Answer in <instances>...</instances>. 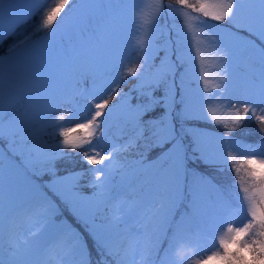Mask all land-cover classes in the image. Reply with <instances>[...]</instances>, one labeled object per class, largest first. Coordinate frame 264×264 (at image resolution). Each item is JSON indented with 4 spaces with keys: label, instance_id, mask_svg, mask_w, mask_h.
<instances>
[{
    "label": "snow or ice",
    "instance_id": "6c2138e0",
    "mask_svg": "<svg viewBox=\"0 0 264 264\" xmlns=\"http://www.w3.org/2000/svg\"><path fill=\"white\" fill-rule=\"evenodd\" d=\"M46 4L49 6L44 8ZM165 10L173 20L182 18V23L175 25V38L168 41L175 60L166 54L156 65V33ZM129 12L134 17L136 39L124 50L120 64L130 62L133 53L138 63L127 67L119 81L132 76L141 89L164 86L165 92L162 99L144 93L147 102L129 105L125 122L133 125L134 132L140 130L138 138L149 132L151 147L171 145L152 163L137 162L152 173L141 184L140 193L146 187V195L124 189L118 156L126 146H100L116 107L110 104L122 93L115 81V87L99 93L96 69L116 49ZM37 14L40 18L33 32L14 44L6 56H0V140L9 142L8 152L0 151V264H91L87 240L63 222L54 225V239L37 259L30 261L17 252L21 243L29 252L35 250L29 238L51 224L56 210L40 196L20 213L13 171L22 168L28 177L35 174L34 169L66 155L65 149L89 165H100L90 169L94 174L90 185L95 189L93 196L77 197L86 203V210L75 209L74 214L83 223L92 247L110 257L113 264H184L189 249L199 244L208 218L209 205L201 191L208 189L213 194L212 204L220 202L225 210L233 207L228 194L214 185L210 176L187 167L189 159L228 165L242 194L237 200L247 217L240 226L228 222L214 237V250L208 255L198 253L192 264L210 260L264 264V138L250 144L231 136L247 120L256 121L264 133V0H174L167 4L162 0H0V40L6 34V17L7 34H11ZM208 19L227 22L230 28L212 35L205 31ZM42 31L46 42L32 40ZM206 42L216 60L212 81L206 70ZM185 44L191 71L198 65L197 79L203 84L198 101L184 87L190 72L185 67L189 63ZM236 60L239 63L234 65ZM57 91L62 99L48 114L52 118L38 127L41 103ZM80 99L87 103L79 105ZM161 105L165 108L162 116L143 119ZM63 108L70 110L63 114ZM85 111L90 115L83 116ZM81 118L84 122L74 128L63 127ZM199 121L223 125L225 131L213 136L198 127H187ZM49 129H59L55 135L62 139L50 144L45 139ZM189 150L199 156L189 157ZM17 157L22 158L20 164L15 163ZM73 178L62 177L57 182L68 183ZM20 215L41 224L38 232L29 231L23 241L14 238ZM5 244L12 249L7 257Z\"/></svg>",
    "mask_w": 264,
    "mask_h": 264
},
{
    "label": "rangeland",
    "instance_id": "374dc122",
    "mask_svg": "<svg viewBox=\"0 0 264 264\" xmlns=\"http://www.w3.org/2000/svg\"><path fill=\"white\" fill-rule=\"evenodd\" d=\"M51 1V0H49ZM165 0H162V2ZM146 2H151V0H146ZM174 3L173 1H165L164 4L167 3ZM47 5V4H46ZM7 20L8 17L5 18V31L7 32ZM164 21L163 28L166 27V22L168 24L174 23V29L172 30V36L169 37L168 41L170 39L175 38L176 34V28L175 25H180L182 23V18L177 17L175 20H173L171 17L167 15V11L165 10V13L160 18V22ZM39 20L36 21L34 19L33 23L27 28L28 33H32L36 25L38 24ZM159 22V24H160ZM59 23V22H58ZM207 24L209 27L205 29V31L209 32L212 35H215L217 33L226 32L229 30L230 26L227 24V22H219L214 21L211 19L207 20ZM214 26V27H212ZM135 21L133 14L129 12L123 21L122 31L121 35L119 37L118 45L114 52L106 59L105 64L98 66L96 69V90L103 94L110 90V88H113L116 86L115 82H119V75L122 74L127 67L132 66L134 63H138L136 60V54H132V58L130 59V62L121 65L120 60L122 57V54L129 43L135 44L136 39V33H135ZM159 33V30L157 29L156 35ZM243 36H247L246 33H241ZM26 36H29V34H22L21 37H14L5 47L4 51H0V56H6L8 54V50L16 43L23 40ZM203 39V37H202ZM250 39L255 40L257 44H260L261 42L258 39H255L254 37H250ZM32 40L34 41H41L46 42L45 35H36L32 37ZM159 44V43H157ZM156 44V46H157ZM207 48L206 51H204V56L207 61V72H208V78L210 81H212L215 77V73L217 71L216 67V60L215 55L212 52L211 45L205 44ZM157 50V49H156ZM171 50V46H170ZM172 51V50H171ZM166 51H162L160 55L157 57L154 55L155 59L153 61L154 64L159 65L161 60L165 57ZM184 53L185 58L189 60V63H187V68L190 69L189 75L185 77L184 87L190 90L192 93V96L194 98V101H198L199 99V92L203 88L202 81H199L197 79V72H198V65L196 67V71H191V60L188 57V46L185 44L184 46ZM172 59V58H171ZM239 61H234V65L238 64ZM234 71L238 72L239 68L234 66ZM179 79V77H177ZM180 80V79H179ZM115 81V82H114ZM139 85V82L137 79H135L133 86L137 87ZM135 87V88H136ZM122 87L120 86L118 91L122 93V95L119 97V99L115 100L110 104V107L112 105H115V111L112 116V118L108 122L107 126V132L102 141H100V146H115L117 148L121 147L122 145L127 147L134 145V143L138 144V140H145L146 144L139 146L137 145L132 153L129 152H121L118 156V162L120 165L123 166L122 175L124 177V189L128 192L135 191L137 194L146 195L147 194V188L145 187L144 193H140L141 184L145 181L151 178L152 173L149 170H146L143 165H148L152 163L156 158L160 155L162 151L167 150V148L171 147V145H165L164 149H160L161 152L158 156L154 157V160H147L144 159L145 155L148 154V148L151 146V141L147 139V137L150 135L149 132H146V136L143 138L139 137V131H133V125L130 123L125 122V116L127 115V109L128 106L125 103V98L127 93L122 92ZM137 90V88H136ZM138 91V90H137ZM210 91H215L214 89L210 88ZM146 92H149L148 89H146ZM62 99L61 92L57 91L49 95L40 105L38 114H37V121H38V127H43L46 125L47 121L51 119L52 117L48 114L52 111L53 107H56L57 103L60 102ZM96 102H100L99 99L96 100ZM87 101L84 99H80L78 101L79 105L86 104ZM53 106V107H52ZM134 107V106H133ZM69 108H63L61 112L63 114H67L69 111ZM61 112H57L56 115L61 114ZM165 112V108L163 109V112L161 115H163ZM90 113L85 111L83 113V116H89ZM156 118V117H150V119ZM145 120V118H143ZM84 122L83 118L81 119H74L73 121L69 123H65L63 127L65 128H74L77 123ZM245 128L249 131H256L258 130L257 122L254 120H247L244 124ZM188 127H198L196 125H190ZM200 128V127H198ZM206 133H209L213 136H221L223 135L222 132L216 131L211 128H200ZM49 134H56L59 129H49ZM234 140L241 141L239 137L231 135ZM60 138V137H59ZM46 139V137H45ZM62 139V138H60ZM47 140V139H46ZM242 142V141H241ZM55 144V143H52ZM6 147H9V142L7 140H4V142L0 141V151L5 150ZM141 147V150L139 148ZM147 149V151H146ZM80 156V155H79ZM81 157V156H80ZM82 158V157H81ZM52 160V162L47 165V167H41L34 169L35 174H29L28 177H25L23 169L20 170H14L13 174L15 176V182L17 187V202H16V208L20 213H23L24 209L29 206V204L38 199L40 196L45 197L52 206L55 208L57 207L58 198L61 196H79V197H92L95 189L91 187L89 190L85 191L84 193H79L72 191L68 185L71 183L70 181L68 183H58L57 181L60 180L62 177H68L72 175H66V174H57L53 173L52 177L48 174L47 170L52 172V170L56 169L58 165H56V162ZM60 161V159H56V161ZM143 160V165L138 164V161ZM22 161L21 159H15V163L20 164ZM87 162V161H85ZM89 165V164H88ZM190 166V165H189ZM92 167H100V165L92 166ZM188 167V166H187ZM190 169H194L193 167H190ZM197 171V170H196ZM46 172V173H44ZM198 172V171H197ZM200 173V172H199ZM94 180V174L91 172V177L87 180L86 185L90 186L92 181ZM35 185V187H33ZM202 198L211 199L213 198V194L207 189H203L201 191ZM236 196V202L233 203V207L230 210H225L220 202H216L219 205V208L217 209L218 205L212 204V200L209 201V213L207 222L204 225V232L202 234V237L200 239V242L198 245L192 247L189 249L188 256L186 260L184 261V264H192L199 256L198 253L202 255H208L210 254L211 250H214L213 248V242L214 237H216L218 234L223 232L224 227L228 222H237L236 226L242 225L244 222H246L247 217L245 212L242 210V206L240 202L237 200ZM77 202V201H76ZM75 202V204H76ZM74 204V205H75ZM87 205L85 202H82L78 199L77 204L75 205L73 212L71 214L68 213L66 216L63 215H56L54 214L51 217V224H49L48 227H46L42 232H39V234L35 237L29 238L30 243L34 245L35 250L33 252L28 251V246L24 245L23 243L20 244L19 249H17V252L19 255L24 256L26 259L33 261L37 259L40 255V251L42 248L50 243L54 239V225H58L63 223L68 224L73 230L77 231L78 233H81L84 238L87 240L88 248L91 250L90 245L92 244L91 238L88 237L87 232H85L83 223L77 220L76 215L74 214L75 209H80L81 211L86 210ZM56 213V211H55ZM6 215H7V209H6ZM18 228L14 230V238L17 241H23L25 238H28V232H38V230L41 228V224L36 223L35 220H29L23 215H20L17 219ZM6 232H7V224H6ZM5 240H7V235L5 237ZM6 248V257L7 252L11 251L12 249H9L7 244H5ZM97 264H113V261L110 257L107 255H98L97 257ZM207 264H219L216 260H210L207 262Z\"/></svg>",
    "mask_w": 264,
    "mask_h": 264
},
{
    "label": "trees",
    "instance_id": "16d2710c",
    "mask_svg": "<svg viewBox=\"0 0 264 264\" xmlns=\"http://www.w3.org/2000/svg\"><path fill=\"white\" fill-rule=\"evenodd\" d=\"M168 1V0H165ZM163 1V3L165 2ZM173 1L174 0H170ZM49 3H51V1H49ZM49 5H45L44 8H47ZM67 10V6L65 11ZM43 11V9H42ZM61 15H63V11L61 13ZM163 15L160 16V18ZM40 18L39 14L33 16L31 19L27 20L24 23L19 24L18 26H16L15 30L11 33V34H5L4 38L2 40H0V51H4L6 45L16 36V37H21L22 34L26 33V34H31L28 33L26 30L27 28L33 23L34 19H36V21H38ZM160 18H159V22H160ZM59 22V17L57 18L56 23ZM163 23L164 21L160 22V24L158 23V30L159 33L156 35V51L153 53V55H155L156 57L158 55L161 54L162 51H166L168 50V52H166V54L172 58L173 60H175V55L174 53L170 50V45H168V39L170 36H172V30L174 29V23L172 24H168L166 22V27L165 29L163 28ZM44 32L42 31L41 33L37 34V35H43ZM36 36V35H35ZM171 38V37H170ZM255 38V37H254ZM256 39V38H255ZM22 40V39H21ZM155 59V57H154ZM185 67L187 68V64L185 65ZM126 71V70H125ZM124 71V72H125ZM181 72L184 71V69H180ZM135 77L129 76L125 81L120 82V86L123 88L122 92L123 93H127L125 100H127L126 105L129 106H135L139 103H145L147 102V96L144 95V93H148L152 96H155L158 99H162L164 97V86H161L159 88H156L155 90L153 89H149V88H144L141 89L139 87V85L136 88L133 86V83L135 81ZM176 83L180 84V80L177 78L176 79ZM146 89L149 90V92H146ZM103 98H106V96H104ZM119 99V97H117L115 100ZM114 101V100H113ZM112 101V102H113ZM53 107V106H52ZM55 108V107H53ZM164 106H157L153 109V111H151L150 113H148L147 115H145L143 118H145V120L150 119V117H160L162 116V112H163ZM246 122V121H245ZM196 125L200 128H211L214 129L216 131L222 132L224 133V128L223 125H215L212 123H206V122H195V123H189L187 125ZM245 124V123H244ZM244 124H242L239 128L236 129L235 132L231 133V135L237 136L240 138V140L243 143H259L260 140L262 138H264V133H261L259 131V127L258 130L256 131H249L245 128ZM258 125V124H257ZM176 127L179 128V123L176 124ZM147 131L144 132V137L146 136ZM46 139L49 141L50 144L52 143H57L60 138L57 137L54 133L53 134H49L48 136H46ZM190 139V138H189ZM1 142H4V140H0ZM187 142V140L185 141ZM146 142L145 140H138V144L134 143V145H131L129 147H127V150H124V152H129L132 153V151L134 150V148L139 145H145ZM8 148H5L6 153L8 152ZM139 150H141V147L139 148ZM162 150V149H161ZM160 148H154V147H149L148 148V154L145 155L146 161L148 160H154V157L158 156L159 153L161 152ZM65 153H67L66 155H64L62 158H59L60 161H56V158L54 161L56 162V165H58V167H56V169L52 170V172L48 171V174L52 177L53 173H59V174H66V175H72L73 173V180H71L70 184L68 185V187L72 190L77 192V194L79 193H84L85 191L89 190L91 188V186H87L86 182L87 180L91 177V165H88L87 162H85V160H83L78 154L73 153L71 149H65L64 150ZM147 151V149H146ZM189 157L195 155V156H199V153H192L191 150H189L188 153ZM21 159V157H17L16 159ZM239 158V157H238ZM190 165V166H189ZM187 166L190 169V167H193L195 170H197L200 173H203L205 175L210 176L212 183L214 185H217L218 187H220L221 189H223L226 194H228L229 199L231 200L232 203H235L236 201V196L235 195H242L241 193H239V188H238V184L236 183L235 180V175L234 172L232 170H230L228 165H208L206 163H204L203 161L197 160L195 162H193L191 159L188 160L187 162ZM46 173V172H44ZM72 184H76L77 186L75 188L71 187ZM58 203H57V207H56V215H63L65 214L66 216L69 214H71L73 212V209L75 207V205L78 202V198L77 196L71 197V196H61L57 199ZM77 201V202H76ZM76 202V204H75ZM75 204V205H74ZM91 248V264H97V257L98 255H101V253L97 252L96 249H94L92 247V244L90 245Z\"/></svg>",
    "mask_w": 264,
    "mask_h": 264
}]
</instances>
